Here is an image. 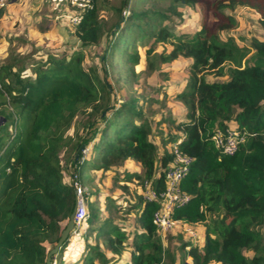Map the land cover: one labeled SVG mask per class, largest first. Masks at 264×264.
Wrapping results in <instances>:
<instances>
[{
	"label": "trees",
	"instance_id": "1",
	"mask_svg": "<svg viewBox=\"0 0 264 264\" xmlns=\"http://www.w3.org/2000/svg\"><path fill=\"white\" fill-rule=\"evenodd\" d=\"M186 5L199 7L204 22L194 32L177 33L169 22ZM238 8L257 12L264 28V0H92L81 22L71 25L76 48L7 55L0 64V264H44L75 209L73 180L82 184L84 166L90 183V171H116L128 160L141 171L115 175L125 203L106 196L108 216L84 192L88 226L82 260L73 264H171L176 248L181 264H264V37L240 44L226 35L239 25L232 13ZM104 40L99 65L86 67L87 49L103 47ZM139 43L147 46L148 68L190 59L188 80L174 95L184 103L182 119L169 110L162 119L148 114L133 95L121 102L114 97L109 68L127 73V82L136 80ZM162 44L170 48L158 52ZM161 92L143 100L166 104L170 94ZM79 116L84 120L77 126ZM163 123L173 130H161ZM228 127L245 136L232 155L213 141L216 130ZM179 139L193 163L181 183L189 202L174 218L201 225L204 239H185L178 231L165 245L153 222L159 203H147L142 187L145 181L164 187L170 146ZM132 182L141 193L129 187ZM113 213L131 215L135 224L123 227ZM70 237L54 264L65 263Z\"/></svg>",
	"mask_w": 264,
	"mask_h": 264
},
{
	"label": "rangeland",
	"instance_id": "2",
	"mask_svg": "<svg viewBox=\"0 0 264 264\" xmlns=\"http://www.w3.org/2000/svg\"><path fill=\"white\" fill-rule=\"evenodd\" d=\"M115 4H119L120 0H111ZM245 9V8H244ZM178 11L181 12V16L175 17V19L172 22H169V25L174 28L175 32L181 33H190L194 32L197 29H199L203 22H204V15L202 13V10L199 7H190V6H179ZM229 12V10H227ZM232 12V11H230ZM3 11L0 13V64L4 63L7 60V55L9 53H13L14 55L17 53L21 54H28L30 52L35 51V54H38L40 56H46L47 52L50 49H64L63 47L73 49V46L71 44H66L65 42L63 44H51L49 46H45L46 43H42L38 46L29 45L28 48H25L27 46L28 39L21 34L19 36V39H16L15 33L13 31L10 32V30H7L8 27H10V22H15L14 19H10L9 22L8 19L4 20L2 18ZM232 13H236L237 19L239 22L238 27L235 29L229 31L226 33V35H231L235 38V40L240 44H249L250 40L254 37L257 38H263L264 37V28L259 23V17L257 16V13L254 10H243V8H238L236 11H233ZM2 14V15H1ZM123 14L125 15V11H123ZM102 15L109 16V12L103 11ZM213 21V19H211ZM18 23V22H17ZM3 24V25H2ZM57 26V25H56ZM21 28H24L22 24H20ZM9 29V28H8ZM7 30V32H6ZM7 42H9V45H7ZM55 42V41H54ZM68 43V42H67ZM33 44V43H32ZM103 47L97 48V47H89L87 49L86 53V59H85V66L89 67L93 64L100 63V57L103 53V48L106 47L107 40L103 41ZM55 45V46H54ZM70 45V46H66ZM21 47H24V49H21ZM146 47L142 45L141 43L138 44L139 51L142 55L140 64L136 67L137 71H140L139 77H137L136 80L131 78L129 82L126 81V74L123 73L124 71H120L118 68H112L110 67V74L108 76V81L112 83L114 87V97L118 98V102H121L123 100L128 99L130 96H134L136 98L140 99L141 105H143L144 110L149 114L150 112L155 113V117L159 115V119L161 118V113L168 112V115L170 113V116H172L173 119H176L177 121L179 119H182L185 115V106L182 101H179L178 99L174 98V95L176 94V91L178 89H182L186 81L188 80V75H190L189 71V64L190 59L188 58H179L174 60L171 63H163V62H156V67L148 68L147 59H146ZM170 48L169 45H158L157 51L160 52L163 50V48ZM59 50V51H60ZM20 51V52H18ZM23 52V53H22ZM61 52V51H60ZM30 70H28L26 73L29 74ZM209 79H214V77L209 76ZM166 90L168 94H170V99H168V102L166 104H161L159 102L149 104L146 100H143L145 97H162L163 90ZM167 115V116H168ZM84 119L79 116L77 118V126L80 125V122H82ZM158 128V127H157ZM163 131L166 130H173L172 126H169L168 123H163L160 127ZM158 128V130H160ZM80 131H82V128H79ZM156 129V127H155ZM73 132V129L70 130V133ZM159 136V135H158ZM156 138V140L159 142L160 137ZM172 146V145H171ZM170 146V147H171ZM88 148L85 150L87 151ZM134 162V161H133ZM132 161H127L124 166L118 168L116 171L111 170L107 171L106 173H102V171H90L89 175L93 177V180L88 183V170L87 166H84L83 169V176H82V184L87 189V192H90L89 199L97 201L100 212L102 216H108L109 212L106 209L107 201L106 196H111L113 199L119 203H125L123 200L122 195L123 190L121 188V185L123 182L120 181V178H116V174H119V176L124 175V171L126 169H132L134 167ZM70 165L68 164V167ZM124 168V171L123 169ZM133 171V170H131ZM65 179L67 181L70 180V176L65 173ZM74 183V180H73ZM130 188L134 189L135 193H141L138 188V184L136 182H132L129 186ZM95 191L98 193V196H95ZM133 194H130L129 198L134 200ZM112 216L116 219L117 222H120L123 227L126 225H133L135 224L134 218L131 215H120L118 213H113ZM88 224L86 223L85 226L77 230L75 233L73 232L71 234L69 245L64 250V257L65 263L64 264H73L74 261L81 262L82 260V252L84 251L82 245V241L86 237V229ZM198 238L196 240L203 241L204 239V232L201 225L193 226ZM180 231L174 230L166 235L163 236V240L165 241V245H167V237L171 236V233H176ZM168 235V236H167ZM189 234L184 233L185 239H189ZM169 239V238H168ZM170 240V239H169ZM170 244H173V247H177L174 240H170ZM50 245V244H48ZM76 250L79 252L78 258L76 257H70V251ZM174 249V248H173ZM76 251V252H77ZM181 257H182V251L177 250L176 248V256L175 260L171 264H181ZM188 261H191L190 258H188Z\"/></svg>",
	"mask_w": 264,
	"mask_h": 264
},
{
	"label": "built area",
	"instance_id": "3",
	"mask_svg": "<svg viewBox=\"0 0 264 264\" xmlns=\"http://www.w3.org/2000/svg\"><path fill=\"white\" fill-rule=\"evenodd\" d=\"M13 0H0V13L7 8ZM70 6L69 22L74 26L81 22L83 13L87 8L92 7V0H68ZM244 133L235 128L228 127L225 130L218 129L213 135L215 146L224 155L234 154L242 141ZM180 139L171 146L172 162L165 170L164 187L156 189L151 186L150 181H145L142 187V195L145 201L159 203L153 214V222L162 236L174 230L189 234V238L196 240L198 235L193 226L196 224H183L174 218L176 208L185 206L190 199L189 194L181 188V183L189 173L193 163V157L179 147ZM76 189V214L74 218V229L72 233L82 229L87 220L88 211L84 199V192L87 189L77 181H74Z\"/></svg>",
	"mask_w": 264,
	"mask_h": 264
},
{
	"label": "crops",
	"instance_id": "4",
	"mask_svg": "<svg viewBox=\"0 0 264 264\" xmlns=\"http://www.w3.org/2000/svg\"><path fill=\"white\" fill-rule=\"evenodd\" d=\"M243 10L249 9L243 8ZM2 14L4 20L8 19L7 22L14 19L15 22H10L11 26L7 30L13 31L16 39H19L21 34L28 39L29 42H27L25 48H28L29 45L38 46L42 43H46L45 46L49 47L51 44L59 45L64 42L75 45L73 48L79 45L69 22L70 6L68 0H13L3 10ZM257 16L260 15L257 13ZM20 24L24 28L19 27ZM7 45H9V42H7ZM21 49H24V47H21ZM129 161L133 162V160ZM121 169L124 170V168ZM131 170L140 172L141 165L135 162L134 167L129 171ZM76 251V248L72 250L70 257L78 258L79 252Z\"/></svg>",
	"mask_w": 264,
	"mask_h": 264
},
{
	"label": "water",
	"instance_id": "5",
	"mask_svg": "<svg viewBox=\"0 0 264 264\" xmlns=\"http://www.w3.org/2000/svg\"><path fill=\"white\" fill-rule=\"evenodd\" d=\"M82 149H83V146L77 149V156L82 151ZM75 193H76V189H75ZM75 214H76V206H75L73 213L70 215L64 229L62 230L57 243L49 250L44 264H54L55 256L57 255L58 251L63 246L65 241L69 238L70 234H72V231L74 229Z\"/></svg>",
	"mask_w": 264,
	"mask_h": 264
}]
</instances>
